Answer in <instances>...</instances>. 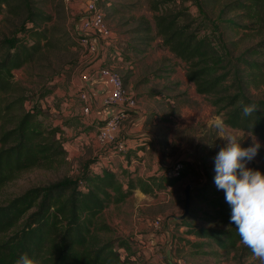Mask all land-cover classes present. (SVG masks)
<instances>
[{
	"label": "trees",
	"instance_id": "16d2710c",
	"mask_svg": "<svg viewBox=\"0 0 264 264\" xmlns=\"http://www.w3.org/2000/svg\"><path fill=\"white\" fill-rule=\"evenodd\" d=\"M170 1H150L154 25L152 28L144 20L135 29L140 39L150 41L158 36L161 46L184 62L187 80L207 98L225 125L264 140V94L250 92L264 87V0ZM184 1L193 4L200 17H194ZM1 13L6 21L11 19L12 29L6 28L7 33L0 36V189L21 171L53 167L66 153L58 136L63 132L61 126L44 125L36 105L25 107V90L12 72L57 43L54 26L44 27L52 17L38 0H0ZM245 19L262 36L237 51L239 41L231 34L244 30L247 35L251 27ZM253 102L259 110L244 116L243 106ZM182 164L184 167V161ZM170 168L144 177L136 168L126 169V183H122L111 166L93 158L83 161L74 177L28 187L0 202V264H15L24 253L42 264H136L141 240L101 237L97 220L108 204L125 200L136 189L155 195L174 186L183 177V168L177 176H166ZM210 168L205 169L204 181L189 189L187 216H174V224L204 239L202 244H216L236 256L239 251V256H247L252 252L240 242L235 224L217 228L190 222L195 213L193 199L223 218L231 217L225 192L214 182L215 165ZM253 169L264 173V168Z\"/></svg>",
	"mask_w": 264,
	"mask_h": 264
},
{
	"label": "rangeland",
	"instance_id": "374dc122",
	"mask_svg": "<svg viewBox=\"0 0 264 264\" xmlns=\"http://www.w3.org/2000/svg\"><path fill=\"white\" fill-rule=\"evenodd\" d=\"M97 1L110 35L108 34L107 38H99L98 45L101 48L98 53L88 54L77 40V33H80L77 18L86 12L85 1L38 0V5L52 17L44 27L54 26V38L57 39V43L44 51L43 56L13 70V79L25 90L27 109H30L31 105H36L41 111L38 118L43 120L44 125L61 126L63 132L58 136L62 138L66 153L60 162L49 169L31 168L19 172L13 180L0 189V202L6 201L28 187L48 184L65 176L74 177L85 160L98 158L99 163L109 164L106 156L111 155L113 146L100 147L94 141L98 127L103 121L92 118L91 109L88 113L85 112L86 103L80 97V91L85 90L82 77L85 73L92 75L95 60L103 58L104 55L99 67H109L116 71L124 85L134 83V79H137L133 74L134 71L136 74L147 72L159 60L167 62L164 65L168 66L170 72H186V66L182 62L174 60L166 48L158 45L160 41L158 36L150 41H144L140 39L141 34L135 31L139 25H144V20L153 28V12L149 8L152 0ZM177 1L180 0H175ZM182 4L188 6L194 17H200L198 10L189 1H184ZM244 23L251 27L246 36L245 32H242L244 30L231 34L236 41H239L237 51L254 44L262 36L253 23L246 19ZM6 28L12 29L11 19L6 21L4 14L1 13L0 36L2 33H7ZM262 32L264 33V30ZM151 34L154 35V30ZM188 89L189 86L186 87L187 92ZM46 90L50 92L41 97L40 94ZM250 92L253 96H261L264 94V87L251 89ZM200 99L202 103L204 101L209 103L205 96H200ZM212 111L214 114V108ZM215 117L217 122L214 126L198 130L196 156L193 160L184 161L183 177L174 186H168L165 191H157L155 195L144 194L136 189L125 200L108 204L100 214L97 220L99 236L104 238L132 236L141 240L138 242L139 255L136 264H180L181 262L260 264V260L252 253L242 257L239 256L241 255L239 251L237 253L239 259H237L233 251L224 250L216 244H202L204 239L187 234L184 227L177 228L173 221L174 216H179L184 211L186 186L193 188L204 181L206 167L214 166V157L227 143L221 138L227 131H235L243 138L241 147L247 148L252 144L250 132L230 127L220 129L217 125L222 119L218 115ZM116 138L121 140L120 134L117 133ZM256 139L261 143V148L257 156L248 162L247 167L264 168V140L257 137ZM190 140L193 142V135L188 138L189 142ZM115 167L120 181L126 183L127 175L124 172L126 169L117 165ZM162 168L159 169L161 173ZM193 207L195 213L190 219L191 223L217 228H227L234 224L230 218H223L213 212L212 208L204 207L201 201L193 199ZM157 218L161 220V227L154 229L151 222ZM151 237L154 238L152 243Z\"/></svg>",
	"mask_w": 264,
	"mask_h": 264
},
{
	"label": "crops",
	"instance_id": "0c3cea01",
	"mask_svg": "<svg viewBox=\"0 0 264 264\" xmlns=\"http://www.w3.org/2000/svg\"><path fill=\"white\" fill-rule=\"evenodd\" d=\"M103 58L95 60V69L84 85V91L92 99L90 115L100 121L112 111L102 104L105 86L98 75V68ZM173 59L185 65L179 58ZM164 64L167 62L159 60L147 72L136 74L134 71L137 79H134V83L124 85L133 104L127 105L126 118L118 134L121 141L127 144L128 152L125 158L112 154L106 156L110 163L105 165L111 166L114 171L116 165L128 170L136 168L137 174L144 177L161 174V167L193 160L197 151L198 130L214 126L217 122L213 107L205 101L201 102L200 96L204 95L197 93L194 84L187 80L186 72H170ZM191 135L194 137L193 142L188 141ZM153 240L151 237L150 242Z\"/></svg>",
	"mask_w": 264,
	"mask_h": 264
},
{
	"label": "clouds",
	"instance_id": "9594fccd",
	"mask_svg": "<svg viewBox=\"0 0 264 264\" xmlns=\"http://www.w3.org/2000/svg\"><path fill=\"white\" fill-rule=\"evenodd\" d=\"M258 110L256 103L246 104L243 115L250 116ZM217 127L228 128L223 122ZM221 138L227 143L214 157V182L225 192V200L231 206L230 220L237 226L240 242L264 264V173L247 167L257 156L261 143L252 135L251 146L241 147L243 138L235 131H227ZM15 264H42V261L24 253Z\"/></svg>",
	"mask_w": 264,
	"mask_h": 264
},
{
	"label": "built area",
	"instance_id": "2783aa9c",
	"mask_svg": "<svg viewBox=\"0 0 264 264\" xmlns=\"http://www.w3.org/2000/svg\"><path fill=\"white\" fill-rule=\"evenodd\" d=\"M69 1V0H66ZM86 12L77 18L80 33H77V40L80 46L88 54H96L99 51V38H107L109 31L105 26L104 14L98 7L97 0H84ZM98 75L102 79L105 91L102 97L104 107L112 109L110 115L106 116L103 123L98 127L95 134V143L100 147L113 146L112 155L124 157L128 151V146L124 141L117 140L118 129L126 118L127 105L133 104V99L129 96L121 76L109 67L101 66L98 68ZM91 74L85 73L83 80L86 83ZM80 97L84 100L85 112L90 111V98L86 91H80ZM182 169V163L177 162L166 169V176H177ZM154 229L161 227V220L155 219L151 222ZM180 264H185L181 262Z\"/></svg>",
	"mask_w": 264,
	"mask_h": 264
},
{
	"label": "water",
	"instance_id": "95a60500",
	"mask_svg": "<svg viewBox=\"0 0 264 264\" xmlns=\"http://www.w3.org/2000/svg\"><path fill=\"white\" fill-rule=\"evenodd\" d=\"M189 188H190V186L187 185L185 190H184V195H185V198H184V211L181 214L180 218L187 216L188 211H189V207H190V192H189Z\"/></svg>",
	"mask_w": 264,
	"mask_h": 264
}]
</instances>
